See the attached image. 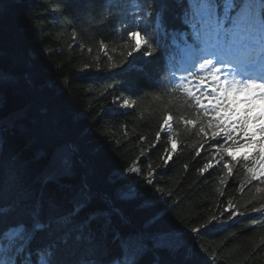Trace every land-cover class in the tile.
Instances as JSON below:
<instances>
[{
	"label": "trees",
	"instance_id": "obj_1",
	"mask_svg": "<svg viewBox=\"0 0 264 264\" xmlns=\"http://www.w3.org/2000/svg\"><path fill=\"white\" fill-rule=\"evenodd\" d=\"M149 4L163 10L168 31L185 29V4L147 0L144 6ZM134 14L126 0H0V231L30 226L38 213L45 228L32 241L33 260L37 249H49L53 264L85 259L111 264L120 255L114 232L177 229L195 236L194 256L186 246L150 249L141 264H264V214L251 212L264 205V178L249 182L244 163L226 155L221 160L211 131L197 135L206 118L181 91L168 90V81L179 74L174 58L183 45L179 37L174 54L158 49L151 56L133 53L134 61L127 57L121 25ZM128 27H133L130 19ZM151 35L157 37L155 31ZM77 43L100 59L97 68L80 67ZM125 100L134 107H121ZM168 115L173 116L170 131L161 129ZM181 117L197 125H186ZM68 149L72 167L65 173L57 170L58 159ZM209 162L213 167L201 173ZM225 163L236 165L231 176ZM136 164L141 172H129ZM149 170L152 184L146 182ZM122 192L135 196L122 200ZM85 194L87 206L71 226H63L59 218ZM229 204L237 213L231 218L224 211ZM113 208L123 219L112 215L108 224L101 216L80 236L91 213ZM213 216L215 231L191 232L211 227Z\"/></svg>",
	"mask_w": 264,
	"mask_h": 264
},
{
	"label": "snow or ice",
	"instance_id": "obj_2",
	"mask_svg": "<svg viewBox=\"0 0 264 264\" xmlns=\"http://www.w3.org/2000/svg\"><path fill=\"white\" fill-rule=\"evenodd\" d=\"M112 2L113 0H108V3ZM126 2L135 12L131 17L126 16L121 25L127 57L134 61L133 53L142 51L143 55L151 56L158 49H171L174 54V49L180 47L177 43L179 37L183 51L191 58V66L185 70L187 74L180 76L178 81L175 78L168 81V90L181 91L196 109L198 116L206 118L207 124L201 120L197 135L207 136L211 131L214 146L221 149V160L226 155L232 162L244 163L250 173L249 182L264 178V0H177V3L186 5L182 12L185 29L171 32L163 23L162 9H154L151 4L145 7L147 0ZM129 19L132 28L128 27ZM151 31L157 33L156 38H153ZM160 37L167 43H162ZM105 48L106 45L101 41V51ZM104 54L109 61L113 59L107 52ZM2 79L0 76V82ZM121 107L132 108L134 105L125 100ZM181 118L186 125H197V121ZM172 120L173 116L168 115L161 129L167 126L170 131ZM159 135L157 133L158 139ZM258 136L260 139H257ZM169 143L173 151H176V142L170 140ZM253 145L256 147L252 154L245 152L237 157L235 149ZM71 156L72 149L60 155L58 171L70 172ZM168 159H171V154L165 158V163ZM223 166L231 176L236 165L225 163ZM212 167L209 162L200 171L203 173ZM141 170L139 164L128 169L131 173H139ZM152 175L149 170L146 180L148 184L153 183ZM134 196V193L122 192L119 198L129 200ZM89 199L85 194L70 213L59 218L60 223L65 227L71 226L87 206ZM3 211L0 209V213ZM224 211L230 213L229 218L237 215L231 204ZM251 212L264 214V205L253 207ZM112 215H120L123 219L118 208H113L110 212L105 210L91 213L80 226V236L84 237V229L101 216L107 217L106 223L111 224ZM238 215L244 216L245 213L239 212ZM158 218L153 217L145 227L156 223ZM214 222H218L217 216L209 221L211 227L204 226L203 232L199 228H192L191 232L200 236L215 231L218 225ZM223 226L224 223L220 222L219 227ZM44 228L45 224L38 219V213H34L30 226L21 223L0 231V264H53L54 252L49 249H37L36 259L33 260L32 241L35 234ZM87 239L90 243V234ZM113 239L118 241L120 255L114 257L111 264H141L143 256L150 249L176 251L186 246L189 257L195 255L196 249L195 236L187 235L182 229L173 232L141 231L128 234L116 231ZM82 264L97 262L85 259Z\"/></svg>",
	"mask_w": 264,
	"mask_h": 264
},
{
	"label": "rangeland",
	"instance_id": "obj_3",
	"mask_svg": "<svg viewBox=\"0 0 264 264\" xmlns=\"http://www.w3.org/2000/svg\"><path fill=\"white\" fill-rule=\"evenodd\" d=\"M77 46V58L79 60V65L80 67L82 68H97L99 63H100V59L99 58H95L91 55H89L88 53H86L84 50H83V47L80 45V44H76ZM183 53H185V51H183ZM180 65V64H179ZM181 67V66H179ZM184 74H187V72L184 70ZM171 123V122H170ZM257 139H259V136L257 137ZM251 150V147H248V148H240L238 151H237V154H240V153H245V152H248ZM189 236H192V234H187Z\"/></svg>",
	"mask_w": 264,
	"mask_h": 264
}]
</instances>
